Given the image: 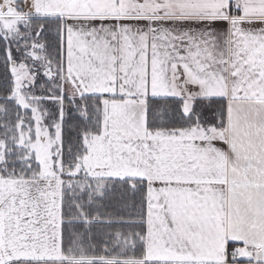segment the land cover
Returning a JSON list of instances; mask_svg holds the SVG:
<instances>
[{"label":"snow or ice","instance_id":"1","mask_svg":"<svg viewBox=\"0 0 264 264\" xmlns=\"http://www.w3.org/2000/svg\"><path fill=\"white\" fill-rule=\"evenodd\" d=\"M0 264H264V0H0Z\"/></svg>","mask_w":264,"mask_h":264}]
</instances>
